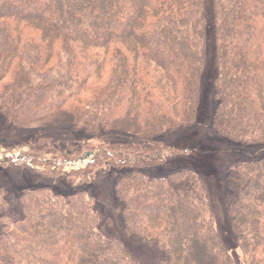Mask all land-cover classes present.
Returning <instances> with one entry per match:
<instances>
[{
  "label": "trees",
  "instance_id": "16d2710c",
  "mask_svg": "<svg viewBox=\"0 0 264 264\" xmlns=\"http://www.w3.org/2000/svg\"><path fill=\"white\" fill-rule=\"evenodd\" d=\"M206 1L0 0V124L20 129L64 114L79 138L103 143L117 122L146 142L189 130L205 65ZM210 14L211 129L240 146H264V0H210ZM151 145L135 164H111L119 167L113 192L124 234L145 248L148 264H233L196 173L123 171L173 150ZM92 174L76 173L79 182ZM226 183L236 247L244 264H264V158L228 166ZM98 225L83 191L33 188L11 202L0 190V264H141Z\"/></svg>",
  "mask_w": 264,
  "mask_h": 264
},
{
  "label": "rangeland",
  "instance_id": "374dc122",
  "mask_svg": "<svg viewBox=\"0 0 264 264\" xmlns=\"http://www.w3.org/2000/svg\"><path fill=\"white\" fill-rule=\"evenodd\" d=\"M205 21L206 56L200 78L199 107L196 121L189 130L173 139L164 136L154 142L149 141L148 145L149 142L137 135L135 126L127 122L115 123L116 134L110 135L109 131L104 143L97 138H79V134L71 131L64 114L48 116L20 129L10 130L0 124V190L3 197L14 202L22 190L33 188H47L60 196L83 191L92 198L93 209L99 219V232L123 245L141 264H148L145 248L123 232L119 202L113 192L114 175L119 167L111 164L116 165L120 158L135 164L138 156L141 157L142 147L152 149L151 144L162 143L173 149L172 152H161L157 160L164 159L162 162L148 166L133 165L123 171H138L147 178L164 177L178 170L196 173L221 242L233 264H244L243 255L237 249L226 221L224 199L229 192L226 169L264 158V146H240L218 138L211 129L216 72L210 0L206 1ZM145 154L149 159L157 157L153 152L142 155ZM84 169L93 173V181L79 182L80 177L76 173Z\"/></svg>",
  "mask_w": 264,
  "mask_h": 264
},
{
  "label": "water",
  "instance_id": "95a60500",
  "mask_svg": "<svg viewBox=\"0 0 264 264\" xmlns=\"http://www.w3.org/2000/svg\"><path fill=\"white\" fill-rule=\"evenodd\" d=\"M88 157V155H86V158Z\"/></svg>",
  "mask_w": 264,
  "mask_h": 264
}]
</instances>
